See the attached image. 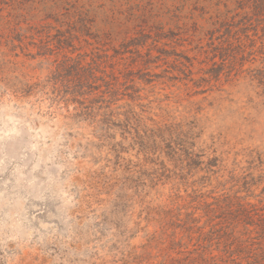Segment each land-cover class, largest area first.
I'll use <instances>...</instances> for the list:
<instances>
[{
    "label": "rangeland",
    "instance_id": "1",
    "mask_svg": "<svg viewBox=\"0 0 264 264\" xmlns=\"http://www.w3.org/2000/svg\"><path fill=\"white\" fill-rule=\"evenodd\" d=\"M248 6L0 0V264H248L225 252L238 204L264 212Z\"/></svg>",
    "mask_w": 264,
    "mask_h": 264
},
{
    "label": "trees",
    "instance_id": "2",
    "mask_svg": "<svg viewBox=\"0 0 264 264\" xmlns=\"http://www.w3.org/2000/svg\"><path fill=\"white\" fill-rule=\"evenodd\" d=\"M236 2H247L250 8L249 12H243L244 16L251 17L253 16L257 20H264V0H236ZM264 24V23H263ZM264 26V25H263ZM73 58L66 57L63 59V61L59 64L58 67H61V69L66 70L67 69V61H72ZM94 60V59H93ZM75 63V78L82 77L85 72L84 70L87 68H90L91 74L93 78L102 79L101 76L96 75L95 71L99 70V65L95 61L88 62L87 65L83 64L80 60L74 61ZM95 68V69H94ZM60 72V71H59ZM103 80V79H102ZM105 82V89L101 90L99 89V86L97 87L98 90H100L101 93H107L112 96L117 89H115V83H112L110 81H104ZM117 88V87H116ZM81 89L75 90V95L81 96L82 98H85V93L83 91H80ZM115 96V95H114ZM248 205V204H247ZM245 205L243 203L238 204V208L233 213V220L238 221V223L242 224L248 231V234L245 238L238 240V246L235 248H231L229 244L226 243L225 246V252L231 257L232 260H235L236 258L240 257L241 255H244L245 260L248 264H264V246L260 247L259 242L264 243V212L262 208H255L253 205ZM252 227V229H250ZM255 230L256 234L252 235L251 231ZM257 237H259L261 240L256 241ZM214 256H209L207 259H212Z\"/></svg>",
    "mask_w": 264,
    "mask_h": 264
}]
</instances>
